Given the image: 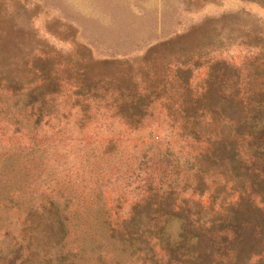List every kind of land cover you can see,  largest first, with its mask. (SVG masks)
<instances>
[{"label": "trees", "instance_id": "obj_1", "mask_svg": "<svg viewBox=\"0 0 264 264\" xmlns=\"http://www.w3.org/2000/svg\"><path fill=\"white\" fill-rule=\"evenodd\" d=\"M16 18L0 4V95L12 110L38 124L66 85L74 97L109 98L134 126L161 100L181 133L205 147L185 160L182 181L168 180L167 168L175 166L166 155L152 159L161 163L151 166L148 194L119 227L99 222L98 240L83 235L70 243L67 210L42 199L24 213L13 244L0 250V264H264V52L248 59L245 72L208 57L246 36L264 47L261 24L226 13L122 59L52 47L36 52L47 43ZM200 57L206 74L195 92L189 81ZM204 194L207 204L195 198Z\"/></svg>", "mask_w": 264, "mask_h": 264}, {"label": "rangeland", "instance_id": "obj_2", "mask_svg": "<svg viewBox=\"0 0 264 264\" xmlns=\"http://www.w3.org/2000/svg\"><path fill=\"white\" fill-rule=\"evenodd\" d=\"M0 4L45 40L47 45H36V52L52 47L93 58L131 59L150 44L226 13H239L264 28V4L250 0H0ZM259 52L264 47L254 46L246 36L208 57L245 72L247 62ZM197 60L189 85L200 92L206 63L203 57ZM6 104L7 98L0 95V250L13 244L24 213L44 198L57 199L67 210L70 243L76 244L83 235L100 239L102 223L119 227L133 204L148 194L151 166L161 163L152 159L164 154L173 161L167 163L185 171L189 167L185 160L205 147L203 140L181 133L161 100L134 126L116 115L109 98L74 97L66 85L55 96L52 112L38 124ZM174 168H167L168 180L187 177ZM181 196L188 197L189 192ZM195 198L203 204L209 201L208 194Z\"/></svg>", "mask_w": 264, "mask_h": 264}]
</instances>
